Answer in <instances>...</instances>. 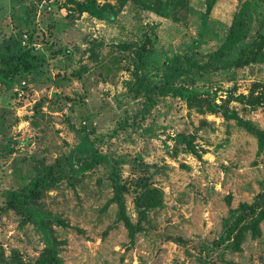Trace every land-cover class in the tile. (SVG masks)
Listing matches in <instances>:
<instances>
[{"label": "rangeland", "instance_id": "1", "mask_svg": "<svg viewBox=\"0 0 264 264\" xmlns=\"http://www.w3.org/2000/svg\"><path fill=\"white\" fill-rule=\"evenodd\" d=\"M168 1L156 3L164 7L155 5L157 12L98 0L111 13L97 19L69 0H0V264L9 256L36 264L44 247L33 222L4 208L7 192L45 166L89 160L91 150L100 163L61 176L37 200L68 223H51L64 264H264V220L240 251L218 242L231 209L264 191V148L236 119L264 129V55L172 79L187 57L207 61L239 0H214L209 11L207 0ZM251 7L248 41L264 32V0ZM146 34L153 48L141 73L172 93L141 113L145 98L134 91L132 68ZM113 161L123 181L147 176L162 190V206L148 210L133 243L115 220L116 204L104 207ZM125 206L136 222L132 193Z\"/></svg>", "mask_w": 264, "mask_h": 264}, {"label": "trees", "instance_id": "2", "mask_svg": "<svg viewBox=\"0 0 264 264\" xmlns=\"http://www.w3.org/2000/svg\"><path fill=\"white\" fill-rule=\"evenodd\" d=\"M69 1H72L73 4H75V10L79 13L86 12L90 16L97 19H108V14L111 13V5L109 3L100 4L98 0ZM131 1L143 9L157 11V7L159 10H163L164 8L157 5L160 0ZM164 1L165 4L168 5L169 1ZM213 2L214 0H207V11H209L212 7ZM256 4L257 0H239L225 39L218 46V48L209 55L207 61L199 63L193 58L187 57L185 60V66L179 67L178 72L176 71V75H173L172 79L188 75V73H196L200 76L209 70L218 68L219 66H221V68L233 66L237 67L262 60L264 55V32H258L256 37H254L251 41H248L246 31V23L248 22L246 18L248 12L250 9L252 10L251 6ZM155 5H157V7H155ZM253 10H255L254 7ZM152 48L153 40L149 34H146L145 40H143L142 43L137 44L134 49L135 57L133 58L132 68V74L134 76V91L142 93L145 98L144 107L141 109V113L149 111L150 107L156 102V96L172 93L170 86L148 83L143 73H141L146 55L152 51ZM233 50H235V56L233 59L229 62H224L226 57H228ZM166 81L169 80L166 79ZM248 102L252 103V101ZM211 110L216 112L215 108H211ZM236 119L238 125L245 128L256 138L258 148L260 150L263 149L264 129H258L251 125L249 121L242 120L238 117H236ZM85 127L87 126L85 125ZM187 146L192 153L197 155L195 149L190 146L189 142L187 143ZM86 150L87 149L82 146V150H80L82 153L81 155L85 154ZM85 159H83L85 161H82V163L78 161L76 166H74L72 161L70 165V162H68V165H65L62 162V165L52 164L45 166L41 170L42 172H39L36 176H34L24 187L19 190H11L6 194L4 208L12 209L19 213L21 216V222H33L41 233L44 247L36 258V264H64L63 260L59 256L63 241L57 240L52 235L51 223L64 227L68 226V223L64 219H61L58 215L38 208V197L44 188L53 186L56 181L61 178V176H67L70 172L78 173L87 168H91L100 163L102 160L96 150L87 151ZM116 163L117 161L110 163L112 167L109 173V178L112 186V195L107 200L104 207L110 203L116 204L117 209L115 220L116 222H122L127 231L129 242L133 243L136 234L144 228L143 221L147 218L148 210L162 206V190L159 187L154 186L151 181H149V177L147 176H138L133 182L123 181L118 175ZM75 175L76 174H74V176ZM127 193L133 194V203L137 214L136 222L131 220L126 211L125 195ZM230 215L231 218L229 221H225L224 229L218 242L219 244H223L227 249L240 251V245L246 234L250 235L252 238H256L260 235L261 230L259 224L264 220V191L256 194L252 202H240L235 209H231ZM3 261L5 264H18V261L14 260L13 256H9L7 260L4 259ZM0 262H2V260H0Z\"/></svg>", "mask_w": 264, "mask_h": 264}, {"label": "water", "instance_id": "3", "mask_svg": "<svg viewBox=\"0 0 264 264\" xmlns=\"http://www.w3.org/2000/svg\"><path fill=\"white\" fill-rule=\"evenodd\" d=\"M87 126H88V127L91 126V121H90V120L87 122Z\"/></svg>", "mask_w": 264, "mask_h": 264}]
</instances>
